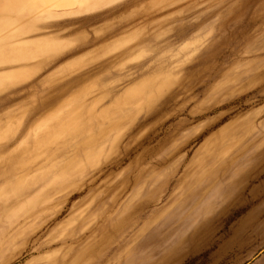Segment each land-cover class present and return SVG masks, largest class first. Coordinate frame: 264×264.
I'll list each match as a JSON object with an SVG mask.
<instances>
[{
	"label": "rangeland",
	"instance_id": "374dc122",
	"mask_svg": "<svg viewBox=\"0 0 264 264\" xmlns=\"http://www.w3.org/2000/svg\"><path fill=\"white\" fill-rule=\"evenodd\" d=\"M23 1L0 0V264H264V0Z\"/></svg>",
	"mask_w": 264,
	"mask_h": 264
},
{
	"label": "bare ground",
	"instance_id": "6f19581e",
	"mask_svg": "<svg viewBox=\"0 0 264 264\" xmlns=\"http://www.w3.org/2000/svg\"><path fill=\"white\" fill-rule=\"evenodd\" d=\"M52 1H56V0H52ZM52 1L51 0H25V2L23 1V3L27 7V10L29 13L33 14V16H37V13L40 9H43L44 11L48 12V10L50 9L48 7L50 5H52ZM70 1H75V0H66V1H64V3L70 2ZM53 3H55V2H53ZM70 3H66L67 4L66 6H70V5H68ZM61 4H62V2H61ZM71 4H73V2ZM60 5H58V6H60ZM66 6H62V7H66Z\"/></svg>",
	"mask_w": 264,
	"mask_h": 264
},
{
	"label": "snow or ice",
	"instance_id": "6c2138e0",
	"mask_svg": "<svg viewBox=\"0 0 264 264\" xmlns=\"http://www.w3.org/2000/svg\"><path fill=\"white\" fill-rule=\"evenodd\" d=\"M191 235H192V234L189 233L187 236L181 238L180 240L177 241V244H186L187 241H188V239H189V237H190Z\"/></svg>",
	"mask_w": 264,
	"mask_h": 264
},
{
	"label": "crops",
	"instance_id": "0c3cea01",
	"mask_svg": "<svg viewBox=\"0 0 264 264\" xmlns=\"http://www.w3.org/2000/svg\"><path fill=\"white\" fill-rule=\"evenodd\" d=\"M82 1H86V0H81V2H82ZM50 11H51V8L48 10V12H47V13H49Z\"/></svg>",
	"mask_w": 264,
	"mask_h": 264
}]
</instances>
